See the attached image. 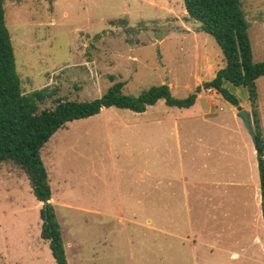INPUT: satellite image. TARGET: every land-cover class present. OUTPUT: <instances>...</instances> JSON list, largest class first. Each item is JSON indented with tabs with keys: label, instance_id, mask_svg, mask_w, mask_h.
<instances>
[{
	"label": "rangeland",
	"instance_id": "374dc122",
	"mask_svg": "<svg viewBox=\"0 0 264 264\" xmlns=\"http://www.w3.org/2000/svg\"><path fill=\"white\" fill-rule=\"evenodd\" d=\"M239 2L264 62V0ZM184 14L183 0L4 1L24 94L90 101L120 82L125 95L168 85L184 99L201 88L190 108L102 109L43 146L68 264H264L256 151L236 109L202 88L225 63ZM255 85L264 117V77ZM223 87L253 126L246 90ZM41 210L23 170L2 163L0 264H56Z\"/></svg>",
	"mask_w": 264,
	"mask_h": 264
},
{
	"label": "trees",
	"instance_id": "16d2710c",
	"mask_svg": "<svg viewBox=\"0 0 264 264\" xmlns=\"http://www.w3.org/2000/svg\"><path fill=\"white\" fill-rule=\"evenodd\" d=\"M4 1L0 0V165L10 161L26 175L31 191L42 206L41 238L49 242L56 264H68L60 225L51 205V188L40 151L49 139L68 123L98 115L102 109L116 108L144 113L147 107L163 100L166 106L179 109L192 107L196 94L184 99L173 98L168 85L154 86L138 96L123 94V83H114L99 98L90 101L67 100L58 97L56 90L43 88L24 94L16 72L10 35L5 26ZM188 19L199 24V32L210 35L219 47L224 67L213 80L203 83L204 90H214L233 107L239 99L224 87L225 82L244 88L252 110L256 135V158L261 194L264 226V141L257 117V91L255 82L264 77V62H254L248 25L239 0H183ZM51 101V108L40 106Z\"/></svg>",
	"mask_w": 264,
	"mask_h": 264
},
{
	"label": "water",
	"instance_id": "95a60500",
	"mask_svg": "<svg viewBox=\"0 0 264 264\" xmlns=\"http://www.w3.org/2000/svg\"><path fill=\"white\" fill-rule=\"evenodd\" d=\"M237 117L241 119L244 125V128L246 129L247 133L249 134L251 138L254 149H256V143H257L256 135H255V131L253 129L249 114L245 110H239L237 113ZM41 204L42 206H46L47 202H42Z\"/></svg>",
	"mask_w": 264,
	"mask_h": 264
},
{
	"label": "crops",
	"instance_id": "0c3cea01",
	"mask_svg": "<svg viewBox=\"0 0 264 264\" xmlns=\"http://www.w3.org/2000/svg\"><path fill=\"white\" fill-rule=\"evenodd\" d=\"M184 16H187L186 15V12L184 14ZM188 19V17H185ZM189 20V19H188ZM236 109V116H237V113L239 110H244V109H238V107H234ZM247 112V110H245ZM248 113V112H247ZM249 114V113H248ZM250 116V115H249ZM257 117H258V120H259V128H260V132H261V135H262V138H263V141H264V117L261 113V110H260V106L258 105V97H257ZM251 120V119H250Z\"/></svg>",
	"mask_w": 264,
	"mask_h": 264
}]
</instances>
